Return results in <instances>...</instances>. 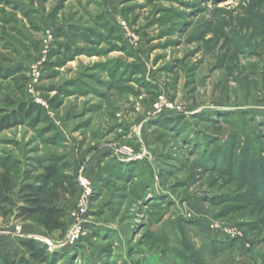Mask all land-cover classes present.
<instances>
[{"label": "rangeland", "instance_id": "rangeland-1", "mask_svg": "<svg viewBox=\"0 0 264 264\" xmlns=\"http://www.w3.org/2000/svg\"><path fill=\"white\" fill-rule=\"evenodd\" d=\"M3 165L64 177L65 235L0 214L50 264H264V0H0Z\"/></svg>", "mask_w": 264, "mask_h": 264}, {"label": "trees", "instance_id": "trees-1", "mask_svg": "<svg viewBox=\"0 0 264 264\" xmlns=\"http://www.w3.org/2000/svg\"><path fill=\"white\" fill-rule=\"evenodd\" d=\"M31 107L23 106L20 113H31ZM15 115L12 121H15ZM5 120V119H4ZM6 121V122H5ZM4 125H11L10 117H7ZM7 123V124H6ZM4 171L0 173V214L6 215L3 206L14 205L11 193L15 187L13 173L6 165L2 166ZM45 174L38 178V181L24 183L20 186L16 195L18 203L15 207V220L18 222H31L39 225L47 234L59 232L65 235L68 231V224L64 219V210L57 205L60 201V194L56 189L49 190L51 179L54 177L64 178L60 175L59 168L49 166L45 168ZM20 246L27 251L17 258L11 251H0V264H50L52 259L60 260L63 252L49 253L47 245L38 240L30 238L20 239Z\"/></svg>", "mask_w": 264, "mask_h": 264}, {"label": "built area", "instance_id": "built-area-1", "mask_svg": "<svg viewBox=\"0 0 264 264\" xmlns=\"http://www.w3.org/2000/svg\"><path fill=\"white\" fill-rule=\"evenodd\" d=\"M119 24H120V27H121V30L124 31V33L126 34V36H128L129 40H130V43L131 45L137 47L139 46L138 45V42H137V39L135 36H132V33L131 31L129 30V27L127 25V22L125 21H122L121 19H119ZM82 189L87 188V183L86 182H82ZM87 191V190H86ZM11 236L12 238L16 239V240H20L22 238H26V235L23 233V227L22 225H18L15 227V229L13 230H0V236Z\"/></svg>", "mask_w": 264, "mask_h": 264}, {"label": "crops", "instance_id": "crops-1", "mask_svg": "<svg viewBox=\"0 0 264 264\" xmlns=\"http://www.w3.org/2000/svg\"><path fill=\"white\" fill-rule=\"evenodd\" d=\"M13 230V229H12ZM11 231V230H10ZM25 235H26V238H34V239H41L42 237L41 236H39V235H36V236H33V235H28L27 233H25ZM2 239L4 240V241H2V242H0V251H13V249L11 248V247H9V246H7L6 244H7V242L8 241H11L10 239H13L11 236H9V235H7V236H2Z\"/></svg>", "mask_w": 264, "mask_h": 264}]
</instances>
